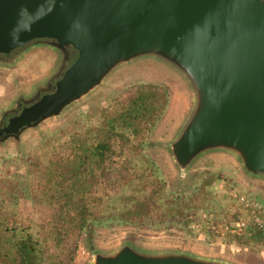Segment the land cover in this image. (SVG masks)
<instances>
[{
	"label": "water",
	"instance_id": "1",
	"mask_svg": "<svg viewBox=\"0 0 264 264\" xmlns=\"http://www.w3.org/2000/svg\"><path fill=\"white\" fill-rule=\"evenodd\" d=\"M36 51L54 60L4 112L0 142L62 116L122 67L149 65L185 87L166 141L175 167L226 158L264 186V0H0V67ZM90 250V264H241L194 246Z\"/></svg>",
	"mask_w": 264,
	"mask_h": 264
},
{
	"label": "rangeland",
	"instance_id": "2",
	"mask_svg": "<svg viewBox=\"0 0 264 264\" xmlns=\"http://www.w3.org/2000/svg\"><path fill=\"white\" fill-rule=\"evenodd\" d=\"M54 57V51L49 54L36 51L31 57L0 67V123L4 112L13 107L15 97L36 82L37 75L51 65ZM122 69L104 86L69 107L62 116L24 132L19 140L9 138L0 142V177L24 172L25 158L47 153L46 142L50 137H63L69 130L80 131L93 126L101 110H111L134 85L142 82L167 84L171 88L170 102L158 121L145 126L143 154L148 160V168H157L158 175L165 180L167 193L185 194L190 199L200 185H204L207 191L201 194L204 200L195 208L189 202L182 215L178 213V207L165 216L156 214L143 220L128 221L116 217L119 215L108 214L102 222H96L90 232H84L73 264H90L94 257L90 250L93 245L102 251H112L126 242L143 249L194 246L223 251L241 264H264V233L255 226L253 210L239 199L244 195L264 205V186L243 177L226 158L204 157L186 172L176 168L167 152L166 141L174 135V123L179 110L181 112L182 92L185 91L182 81L168 76L163 68L155 70L149 65H128ZM112 187L104 183L99 190L102 194L113 193ZM28 191L34 194V191ZM34 201L30 195L22 196L17 214L9 223L45 221L51 210ZM241 220L246 223L242 234L225 228Z\"/></svg>",
	"mask_w": 264,
	"mask_h": 264
},
{
	"label": "trees",
	"instance_id": "3",
	"mask_svg": "<svg viewBox=\"0 0 264 264\" xmlns=\"http://www.w3.org/2000/svg\"><path fill=\"white\" fill-rule=\"evenodd\" d=\"M170 98L167 84L138 83L111 110H101L93 126L50 137L47 153L25 158L24 172L0 177V264H73L84 232L108 214L133 221L162 217L176 207L182 215L189 202L199 207L204 185L190 199L167 193L143 154L145 126L163 116ZM104 183L113 193L100 192ZM27 195L51 215L11 225Z\"/></svg>",
	"mask_w": 264,
	"mask_h": 264
},
{
	"label": "built area",
	"instance_id": "4",
	"mask_svg": "<svg viewBox=\"0 0 264 264\" xmlns=\"http://www.w3.org/2000/svg\"><path fill=\"white\" fill-rule=\"evenodd\" d=\"M241 203H244V205L247 208H250L253 210V219L255 226L258 228L260 232L264 233V205L261 204L259 201L254 199H249L244 195L240 196ZM228 231L235 232L242 234V231H245L246 229V223L245 221L241 220L238 222H235L234 224H228L225 227Z\"/></svg>",
	"mask_w": 264,
	"mask_h": 264
}]
</instances>
